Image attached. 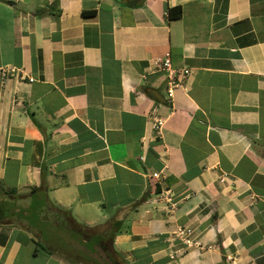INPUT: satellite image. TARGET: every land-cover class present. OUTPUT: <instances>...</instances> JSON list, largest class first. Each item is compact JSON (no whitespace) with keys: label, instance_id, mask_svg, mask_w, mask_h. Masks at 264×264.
I'll use <instances>...</instances> for the list:
<instances>
[{"label":"crops","instance_id":"0c3cea01","mask_svg":"<svg viewBox=\"0 0 264 264\" xmlns=\"http://www.w3.org/2000/svg\"><path fill=\"white\" fill-rule=\"evenodd\" d=\"M166 54L189 71L171 96L154 70ZM251 263L264 0H0V264Z\"/></svg>","mask_w":264,"mask_h":264},{"label":"built area","instance_id":"2783aa9c","mask_svg":"<svg viewBox=\"0 0 264 264\" xmlns=\"http://www.w3.org/2000/svg\"><path fill=\"white\" fill-rule=\"evenodd\" d=\"M154 70L158 71V72H164L167 78V88H166V92L168 96L172 95L173 92V88L175 87H179L181 86V82L178 79V75L182 74L187 75L189 73L188 70H175L172 68L171 65V60H170V56L169 54H166L163 57H160L158 59H156L155 61V66H154ZM15 69L14 68H9V69H2L1 70V74L3 75L4 78H6V76H12L15 73ZM150 72H152L150 70ZM33 79H29V82H32ZM155 112V110L153 111V113ZM151 121H152V129L155 132V134H159V131L163 125V121L160 120L155 114H152L151 117ZM153 178H158L159 177V173H153L152 174ZM172 194L170 193V191H163L161 193H159L158 197H157V202H165L168 204L170 209H174L176 204L174 202H172L171 199ZM173 238L179 242V244H181L185 249H190V248H196L198 250L203 249L202 246L200 245L199 241L193 239V231L190 228L187 227H182V226H178L176 227V229L173 232ZM173 256H170V258H172ZM227 260H231L230 256L226 257ZM253 264V263H251Z\"/></svg>","mask_w":264,"mask_h":264},{"label":"trees","instance_id":"16d2710c","mask_svg":"<svg viewBox=\"0 0 264 264\" xmlns=\"http://www.w3.org/2000/svg\"><path fill=\"white\" fill-rule=\"evenodd\" d=\"M92 14H93V12L83 13V15H92ZM180 15H181V9L179 7L170 8L169 9V17L170 18H172V19H178L180 17ZM59 211L62 214V216H66V217L72 219L71 218V215H70V212L68 210H61V209H59Z\"/></svg>","mask_w":264,"mask_h":264},{"label":"water","instance_id":"95a60500","mask_svg":"<svg viewBox=\"0 0 264 264\" xmlns=\"http://www.w3.org/2000/svg\"><path fill=\"white\" fill-rule=\"evenodd\" d=\"M149 95L152 96L157 102H164L163 97L155 90L149 92Z\"/></svg>","mask_w":264,"mask_h":264}]
</instances>
